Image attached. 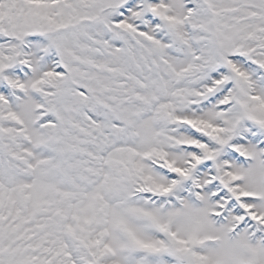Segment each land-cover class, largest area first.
I'll return each instance as SVG.
<instances>
[{"label": "snow or ice", "instance_id": "1", "mask_svg": "<svg viewBox=\"0 0 264 264\" xmlns=\"http://www.w3.org/2000/svg\"><path fill=\"white\" fill-rule=\"evenodd\" d=\"M0 264H264V0H0Z\"/></svg>", "mask_w": 264, "mask_h": 264}]
</instances>
